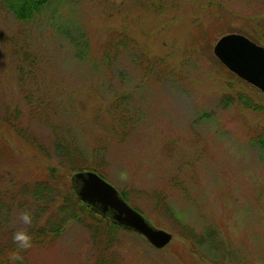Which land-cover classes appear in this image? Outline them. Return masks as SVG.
Listing matches in <instances>:
<instances>
[{
    "label": "rangeland",
    "instance_id": "1",
    "mask_svg": "<svg viewBox=\"0 0 264 264\" xmlns=\"http://www.w3.org/2000/svg\"><path fill=\"white\" fill-rule=\"evenodd\" d=\"M226 32L264 47V0L0 5V264L22 211L63 226L23 264H264V92L213 55ZM75 167L170 242L114 228L104 247L65 194Z\"/></svg>",
    "mask_w": 264,
    "mask_h": 264
},
{
    "label": "water",
    "instance_id": "2",
    "mask_svg": "<svg viewBox=\"0 0 264 264\" xmlns=\"http://www.w3.org/2000/svg\"><path fill=\"white\" fill-rule=\"evenodd\" d=\"M213 55L240 79L264 92V47L242 34L227 33L217 38ZM76 198L96 214L111 223L136 233L153 248L160 249L170 242L171 234L154 227L130 206L109 182L91 170H78L69 177Z\"/></svg>",
    "mask_w": 264,
    "mask_h": 264
},
{
    "label": "trees",
    "instance_id": "3",
    "mask_svg": "<svg viewBox=\"0 0 264 264\" xmlns=\"http://www.w3.org/2000/svg\"><path fill=\"white\" fill-rule=\"evenodd\" d=\"M45 2V0H0V5H2L3 7H5L8 11H10L14 17H16V19L18 20H29L33 17V15L38 12V10L41 8V5ZM234 77H236L234 75ZM85 169V168H84ZM88 170L97 172V174L102 177L98 172L96 171L94 168H87ZM75 170L78 171L79 168ZM75 170H73V172H75ZM72 172V173H73ZM43 183V182H40ZM36 184V186L33 187L32 189V194L34 196L37 195H41L45 193L47 191V188H49V186L46 184V181H44V184ZM53 188L54 190L56 189V184L53 182ZM71 185V184H70ZM68 186L66 188V192L65 194H67V198H69L70 200H74L73 202L75 204H78V208L83 210V212H85L86 214H89L90 217H96L95 219L93 218L92 222H88L86 225V227H90L93 232L95 234H101L100 237L102 238V243L103 246L105 247L106 244L108 243L107 240L109 239V233L112 229H122L124 231H127L125 229H123L121 226H117L114 223H111L107 218L105 217H101L99 216V214H96L95 212H93L88 206L87 204H84L82 202H80L77 198H76V194L73 193V190L71 188V186ZM48 186V187H47ZM121 197L126 201V196H125V192L123 191H119L117 190ZM71 194V195H69ZM128 204H130L128 202ZM65 205V204H64ZM131 207H133L134 209H136L134 206H132L130 204ZM137 210V209H136ZM139 212V210H137ZM142 214V213H141ZM61 227H63L61 225V222H53L51 223V225L47 224V220L46 222L44 221L43 224H41L38 228L36 227V229H32V230H28L30 235L32 236V243H51L56 236L59 234V232L61 231ZM132 233V232H131ZM143 238V237H142ZM144 239V238H143ZM4 250L8 251V255L9 253H11L12 251L16 250V246L12 243H9L7 246L4 247Z\"/></svg>",
    "mask_w": 264,
    "mask_h": 264
},
{
    "label": "clouds",
    "instance_id": "4",
    "mask_svg": "<svg viewBox=\"0 0 264 264\" xmlns=\"http://www.w3.org/2000/svg\"><path fill=\"white\" fill-rule=\"evenodd\" d=\"M128 179V173L121 172L120 180L126 182ZM22 227L15 231L12 235V242L16 246V250L9 253V264H23V256L21 253L28 251L32 247V236L28 229L32 226L33 217L29 211H22L17 217Z\"/></svg>",
    "mask_w": 264,
    "mask_h": 264
}]
</instances>
